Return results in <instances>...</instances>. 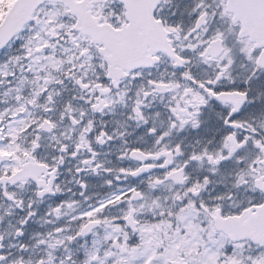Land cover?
Wrapping results in <instances>:
<instances>
[{
	"label": "snow or ice",
	"instance_id": "snow-or-ice-1",
	"mask_svg": "<svg viewBox=\"0 0 264 264\" xmlns=\"http://www.w3.org/2000/svg\"><path fill=\"white\" fill-rule=\"evenodd\" d=\"M0 264H264V0H0Z\"/></svg>",
	"mask_w": 264,
	"mask_h": 264
}]
</instances>
